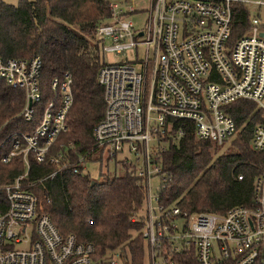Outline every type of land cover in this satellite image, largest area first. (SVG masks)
Masks as SVG:
<instances>
[{"label":"built area","instance_id":"built-area-1","mask_svg":"<svg viewBox=\"0 0 264 264\" xmlns=\"http://www.w3.org/2000/svg\"><path fill=\"white\" fill-rule=\"evenodd\" d=\"M239 4L250 13L249 28L231 45ZM257 5L259 12L264 2ZM251 7L248 0H151L145 26L139 29L129 19L136 8L126 2L111 5V19L97 29L103 54L123 60L104 62L99 70L106 112L94 140L108 161L129 165L145 189L143 238L149 264H180L168 255L169 247L176 256H192L195 264H264V172L254 182L253 207H234L225 215H188L163 204L166 178L155 159L159 144L182 136L181 131L173 133L176 121L192 123L198 139L221 146L236 133L225 111L229 105L247 100L264 112V26L259 15L252 17ZM42 68L39 56L0 57V79L26 94V122L32 121L34 104L41 100ZM52 90L60 94L47 105L39 126L15 137L2 159L7 164L23 155L27 167L14 183L0 188L6 201L5 211L0 210V264H101L94 259L93 244L63 236L23 185L29 154L56 168L49 177L68 170L80 175L87 163L80 159L79 166L70 168L61 153L52 155L53 145L69 130L70 74L54 79ZM251 147L264 153V123L255 127ZM119 261L114 254L107 264Z\"/></svg>","mask_w":264,"mask_h":264},{"label":"trees","instance_id":"trees-1","mask_svg":"<svg viewBox=\"0 0 264 264\" xmlns=\"http://www.w3.org/2000/svg\"><path fill=\"white\" fill-rule=\"evenodd\" d=\"M234 12L231 45L246 33L250 21L246 6L239 4ZM111 15L109 0H20L18 5L0 0V57L39 56L43 61L41 100L34 104L30 122L22 116L25 92L0 79V188L26 172L23 155L7 164L2 159L15 137L31 134L39 126L47 105L60 94L52 90L53 80L66 73L72 77L73 93L69 130L53 145L52 155L61 153L74 168L80 159L91 162L99 153L94 129L104 119L106 102L98 80L104 54L96 32ZM225 111L235 122L236 133L221 146L198 139L192 123L175 122L173 133L178 136L181 131L182 136L167 139V149L155 155L166 178L161 192L165 206L174 205L188 215H225L234 207H253L254 182L264 172V153L254 151L251 142L255 127L264 123V112L247 100H238ZM27 158L24 188L37 196L40 211L52 218L63 236L93 244L94 259L101 264L114 254H119V264L149 263L143 238L145 189L129 165L114 163L122 168L121 174L101 173L100 180L71 170L49 177L55 167L38 163L33 154ZM0 202L4 212L3 194ZM167 252L180 264H195L192 256H176L170 247Z\"/></svg>","mask_w":264,"mask_h":264},{"label":"rangeland","instance_id":"rangeland-1","mask_svg":"<svg viewBox=\"0 0 264 264\" xmlns=\"http://www.w3.org/2000/svg\"><path fill=\"white\" fill-rule=\"evenodd\" d=\"M10 5H18L20 0H2ZM151 0H109L111 5L115 4H120L123 5L126 2H128L131 6L136 8L137 13L136 14H131L129 16V19L133 21V23L136 25L137 28L142 29L145 26L146 19L148 18L147 10L149 9ZM251 2V8L250 12L252 17L259 15V18L261 20L262 25L264 26V6L257 12L258 9V2H264V0H248ZM132 56L129 57L131 59ZM123 59L122 57H119L113 53H105L104 54V62L105 63H119ZM230 141V140H229ZM228 141V142H229ZM169 145L168 141L162 142L159 144L156 149L158 152H160L162 149H167ZM154 146V143H152V147ZM121 159V157H120ZM120 165V164H119ZM119 173L121 174L122 168L120 166H116V164L108 161V158L105 154H96L94 159L91 162H87L85 169H84V174L85 175H90L92 178L95 180H100L101 179V173ZM153 187L158 186V182L154 181ZM145 264H149L148 260L145 262Z\"/></svg>","mask_w":264,"mask_h":264},{"label":"water","instance_id":"water-1","mask_svg":"<svg viewBox=\"0 0 264 264\" xmlns=\"http://www.w3.org/2000/svg\"><path fill=\"white\" fill-rule=\"evenodd\" d=\"M32 106V104H30V107Z\"/></svg>","mask_w":264,"mask_h":264},{"label":"crops","instance_id":"crops-1","mask_svg":"<svg viewBox=\"0 0 264 264\" xmlns=\"http://www.w3.org/2000/svg\"><path fill=\"white\" fill-rule=\"evenodd\" d=\"M128 3V2H127Z\"/></svg>","mask_w":264,"mask_h":264}]
</instances>
